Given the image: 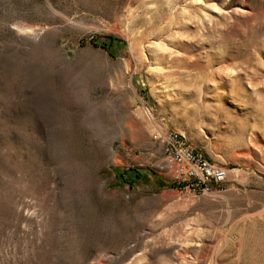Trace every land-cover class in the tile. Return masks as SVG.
<instances>
[{
  "label": "rangeland",
  "instance_id": "1",
  "mask_svg": "<svg viewBox=\"0 0 264 264\" xmlns=\"http://www.w3.org/2000/svg\"><path fill=\"white\" fill-rule=\"evenodd\" d=\"M0 264H264V0H0Z\"/></svg>",
  "mask_w": 264,
  "mask_h": 264
},
{
  "label": "built area",
  "instance_id": "2",
  "mask_svg": "<svg viewBox=\"0 0 264 264\" xmlns=\"http://www.w3.org/2000/svg\"><path fill=\"white\" fill-rule=\"evenodd\" d=\"M154 138L164 156L161 168L181 192L201 195L223 189L228 170L197 150L183 134L176 130H156Z\"/></svg>",
  "mask_w": 264,
  "mask_h": 264
},
{
  "label": "trees",
  "instance_id": "3",
  "mask_svg": "<svg viewBox=\"0 0 264 264\" xmlns=\"http://www.w3.org/2000/svg\"><path fill=\"white\" fill-rule=\"evenodd\" d=\"M115 41H117V39L114 37H111V40L109 43L110 47L113 46ZM116 173H117L116 177H118V179L120 180V183L121 182L128 183L131 186L136 184L137 181H141L142 179H148V173H144L143 171H141L138 168H130L129 170H119ZM161 184L163 186L166 185V186H170V187H176V188L178 187V184L174 181H169V182L163 181ZM160 187H161V185H160Z\"/></svg>",
  "mask_w": 264,
  "mask_h": 264
}]
</instances>
